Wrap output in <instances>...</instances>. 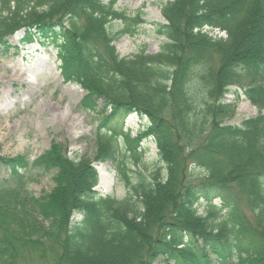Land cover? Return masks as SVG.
Instances as JSON below:
<instances>
[{"label":"trees","instance_id":"obj_1","mask_svg":"<svg viewBox=\"0 0 264 264\" xmlns=\"http://www.w3.org/2000/svg\"><path fill=\"white\" fill-rule=\"evenodd\" d=\"M117 3L0 0V45L20 32V46L54 45L64 80L87 93L81 108L96 111L103 99L111 111L96 161L115 167L128 192L102 196L93 162L56 147L33 162L0 156V264H264L260 1L169 0L156 24L160 52L131 58L115 43L142 17ZM116 21L123 28L112 33ZM241 92L259 113L230 125ZM134 113L147 118L162 165L149 175L132 170L142 141L108 124ZM32 171L55 173L50 193L28 190Z\"/></svg>","mask_w":264,"mask_h":264},{"label":"rangeland","instance_id":"obj_2","mask_svg":"<svg viewBox=\"0 0 264 264\" xmlns=\"http://www.w3.org/2000/svg\"><path fill=\"white\" fill-rule=\"evenodd\" d=\"M167 1L118 0L117 9L132 17L138 14L142 17L137 21L141 26L135 35L122 37L115 43L121 57L131 58L143 49L147 54L160 52L165 39L156 33V24L164 22L161 9ZM259 1L264 10V0ZM122 28L120 22H114L110 30L117 33ZM213 34L225 36L217 31ZM22 37L23 32H20L7 39V48L0 45V156L24 157L33 162L56 147L63 157L93 162L100 177L97 191L102 196L125 198L128 192L115 167L96 161L99 150L96 134L106 127L104 123L111 111L103 99L96 101V111L82 109L87 93L80 86L64 80L54 45L43 46L35 42L20 46ZM227 99L232 102L235 96L230 94ZM258 113V108L241 92L236 116L228 124L239 126ZM108 124L119 132L131 130L133 139L142 141L143 148L147 149L143 162L132 165V170L149 175L162 166L156 144L146 132V118L135 113L124 118L114 117ZM0 175L4 177L2 171ZM131 176L135 179L134 174ZM28 177V190L37 198L55 187L54 172L32 171ZM215 204H219V200ZM200 211H203L202 207ZM156 264L167 263L160 260Z\"/></svg>","mask_w":264,"mask_h":264}]
</instances>
